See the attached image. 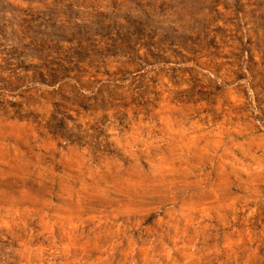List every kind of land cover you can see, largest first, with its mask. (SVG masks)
Masks as SVG:
<instances>
[{"label": "rangeland", "instance_id": "374dc122", "mask_svg": "<svg viewBox=\"0 0 264 264\" xmlns=\"http://www.w3.org/2000/svg\"><path fill=\"white\" fill-rule=\"evenodd\" d=\"M0 264H264V0H0Z\"/></svg>", "mask_w": 264, "mask_h": 264}]
</instances>
